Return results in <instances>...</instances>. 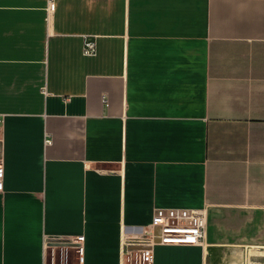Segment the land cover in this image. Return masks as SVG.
I'll use <instances>...</instances> for the list:
<instances>
[{
    "label": "crops",
    "instance_id": "obj_1",
    "mask_svg": "<svg viewBox=\"0 0 264 264\" xmlns=\"http://www.w3.org/2000/svg\"><path fill=\"white\" fill-rule=\"evenodd\" d=\"M54 2L0 0V264H130L158 208L206 236L153 264H264V0Z\"/></svg>",
    "mask_w": 264,
    "mask_h": 264
},
{
    "label": "built area",
    "instance_id": "obj_2",
    "mask_svg": "<svg viewBox=\"0 0 264 264\" xmlns=\"http://www.w3.org/2000/svg\"><path fill=\"white\" fill-rule=\"evenodd\" d=\"M55 8L54 0H48L47 10L52 12ZM83 53L93 56L97 53L96 41L86 36L83 45ZM2 117L0 116V124ZM3 173V165L0 160V177ZM153 228L158 227L159 231L154 232L146 242H125V252L130 264H153V245L156 243H187L203 245L205 242V216L202 212L187 208H158L153 217ZM160 241H156L155 238ZM145 245L142 248L132 249V244Z\"/></svg>",
    "mask_w": 264,
    "mask_h": 264
},
{
    "label": "water",
    "instance_id": "obj_3",
    "mask_svg": "<svg viewBox=\"0 0 264 264\" xmlns=\"http://www.w3.org/2000/svg\"><path fill=\"white\" fill-rule=\"evenodd\" d=\"M156 229V228H155ZM157 229H158V231H159V228L157 227ZM156 232H157V230H156ZM155 240L158 242V241H160V239L157 237V238H155ZM143 246H145V245H142V244H132L131 246H130V248H132V249H136V248H142Z\"/></svg>",
    "mask_w": 264,
    "mask_h": 264
}]
</instances>
